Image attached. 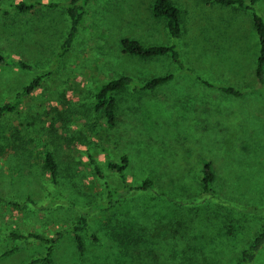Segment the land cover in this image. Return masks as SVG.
<instances>
[{
    "label": "rangeland",
    "instance_id": "obj_1",
    "mask_svg": "<svg viewBox=\"0 0 264 264\" xmlns=\"http://www.w3.org/2000/svg\"><path fill=\"white\" fill-rule=\"evenodd\" d=\"M20 1L60 5L9 15L0 10L1 50L10 58L52 68V74L25 96L15 111L0 118V197L4 200L0 202V264H30L48 250L49 244L43 241L12 238V231L53 237L67 230L80 212H87L89 222L83 233V251L74 233L64 232L54 244L52 262L37 264L236 262L264 216L249 209L264 206V95L250 83L255 79L251 65L256 51L252 45L255 30L245 26L243 19L229 16L232 46L228 53L241 54L242 58L222 62L216 39L222 15L227 12L214 7L208 11L213 15L193 26L185 40L190 48L182 52V57L192 56L188 66L196 70L194 74L221 84H236L245 90L242 96L223 97L198 83L194 76L184 74L185 80L176 77L166 88L153 92L126 88L117 93L118 122L109 127L106 119L92 109V93L99 83L122 74L143 80L165 72L178 73V66L169 56L142 61L122 50L120 40L127 35L149 44L172 43L164 21L151 13L153 0H91L75 48L57 65L54 58L69 26L65 9L69 0H0V7L11 8ZM176 1L183 7L193 4V0ZM243 35L248 37L246 42L239 41ZM229 67L243 74L236 76ZM36 75L35 70L1 64L0 105L13 99ZM151 98H163L157 106L162 103L175 109L171 115L167 110V118L154 122L147 104ZM190 98L193 106L188 103ZM70 99L85 115L73 117L71 122L79 130L87 123L89 129L84 133L88 147L103 178L96 173L85 148L71 145L65 132L48 137L56 111ZM179 107L189 109V117L180 118ZM46 144L60 164L61 175L53 197H47L44 187L45 181H51L43 165ZM124 153L131 158L129 185H136L149 169L162 190L194 195L199 185L185 183V174L198 171L202 158H210L217 174L216 193L231 204L229 220L226 216L222 220L223 233L229 238L219 245H206L194 233L190 235L191 230L179 227L175 231L174 226H169V234L161 237L147 223L131 219L130 200H121L113 208H92L104 200L105 182L114 188L124 187L119 174L108 166L109 160L119 162ZM200 205L195 203L196 207ZM172 245L179 256L171 251ZM257 264H264V249Z\"/></svg>",
    "mask_w": 264,
    "mask_h": 264
},
{
    "label": "trees",
    "instance_id": "obj_2",
    "mask_svg": "<svg viewBox=\"0 0 264 264\" xmlns=\"http://www.w3.org/2000/svg\"><path fill=\"white\" fill-rule=\"evenodd\" d=\"M91 0H69L66 2V12L69 18V26L66 31L65 37L61 41L58 51L56 52L54 61L57 64H61L68 56L70 52L75 48L77 41L81 34V24L84 20L87 12V6ZM58 2H39V1H20L11 6V8L0 7L5 15H9L13 12H28L35 10L38 7H58ZM217 7L221 10H225L227 13H223L219 32L217 35V50L220 52V59L222 62L230 60L231 58L241 59V54H230L232 36L230 27L227 24L229 16L243 19L245 26L248 24L250 30H255V40L252 45L255 48V54L252 57L251 63H256L255 68L253 66V75L255 77L253 84H256L255 90H260L264 95V0H193V4L187 7H183L176 0H153L150 9L151 13L157 20L164 21L167 34L171 36L172 43L169 44H149L143 42L141 39L127 35L121 38L120 44L124 53L136 57L142 61L157 60L165 56H169L172 62L178 66V73L172 71L157 74L147 79H137L133 75L122 74L112 77L107 81L101 82L93 90L92 93V109L94 114L102 115L109 127H114L118 122L117 111V93L125 90L126 88H132L133 90L149 91L153 92L158 89L166 88L172 81L177 79L185 80V75L194 76L198 83L204 84L207 89H214L221 93V96H234L240 97L245 93L244 89L236 86V84H224L212 81L203 75H199L192 66H188L192 61V56L182 57V52L189 50L190 45L186 43L190 33L193 32V26L199 24L203 20L209 18L214 13H208L211 8ZM199 21V22H198ZM197 22V23H194ZM225 33V34H224ZM224 34V35H223ZM247 35L241 36L240 42H246ZM229 41H231L229 43ZM180 44V45H179ZM180 47H183L180 49ZM222 50V51H221ZM240 50V53H243ZM8 63L25 70H35L37 75L33 78L29 84H27L21 91H19L15 97L6 101L0 105V118L9 114L21 104L22 99L32 93L37 87H39L45 78L52 74V68L44 69L42 67H36L24 60L10 58L0 48V65ZM229 69L233 70L231 67ZM237 73V71L233 70ZM238 74H236L237 76ZM187 83V81H184ZM165 100L163 98H151L147 103L150 108V115L154 122H159L161 118H167V110L170 111V115L175 108L166 107L162 103L157 106L158 102ZM77 102H72V99L68 100L59 108L57 113L52 118L50 123V130L47 131L48 137H55L60 132H65L66 136L71 140L73 146L84 147L85 151L90 157V161L93 164L95 171L98 175L102 176L100 166L97 161L92 157L90 149L88 147V137L84 133V129L87 128V123L81 130L77 126L72 124V118L78 117L81 114V109L76 108ZM153 103V107H152ZM190 106H193L194 101L190 98L188 100ZM180 118L189 117L191 111L184 107H179ZM171 117V116H170ZM91 125V124H90ZM82 133V135H80ZM43 165L46 171L50 175V182H44V187L47 193V197H53L56 195V189L58 181L60 179V164L57 161L56 154L52 147L48 144L45 145ZM246 144L244 145V149ZM131 165V158L128 153H124L119 162L112 160L108 161V166L116 171L121 180L125 183L122 189L112 187L108 182H105L106 193L104 200L98 201L92 205V208H110L116 207L121 200H130L131 219L140 221L141 223L151 226L152 231L161 237L169 234L168 227L174 226L181 230L189 229L191 233L195 234L196 239H201L206 245H214L221 243L229 238L228 233H223V216L230 218L228 215V199L222 198L217 195L215 190V183L217 174L212 160L209 158H202L200 162V169L198 171H191L185 174L187 180L194 186L195 183L199 185L197 194H188L185 191L170 192L168 190H162L156 179H154L147 169L145 175L139 180L136 185H129L127 182V171ZM184 174V173H183ZM183 174H181L183 176ZM196 187L193 189L195 190ZM135 200H141V203H136ZM4 200L0 197V202ZM214 201V205L211 202ZM200 202V207H196L195 203ZM249 209L255 210V212H262L264 215V206H253ZM189 213L191 216H185ZM227 218V220H229ZM128 223V221H127ZM88 216L87 212H80L76 221L67 230L53 237H44L37 232H31L24 234L18 231H12L10 236L18 240H30L36 239L43 241L48 245V250L44 256H39L33 259L30 264H37L39 262H52V253L54 244L58 240V236L64 232H73L75 241L80 251L84 249V231L88 228ZM166 233V234H165ZM228 235V236H227ZM209 241H206L205 238ZM264 249V216L256 235L247 243V245L241 251L240 258L232 264H257L258 257L262 254ZM171 251L180 255L178 250L172 245Z\"/></svg>",
    "mask_w": 264,
    "mask_h": 264
},
{
    "label": "crops",
    "instance_id": "obj_3",
    "mask_svg": "<svg viewBox=\"0 0 264 264\" xmlns=\"http://www.w3.org/2000/svg\"><path fill=\"white\" fill-rule=\"evenodd\" d=\"M252 73H253V71H252ZM237 74H239V75H242L243 74V72L241 71V72H237ZM238 76V75H237Z\"/></svg>",
    "mask_w": 264,
    "mask_h": 264
}]
</instances>
